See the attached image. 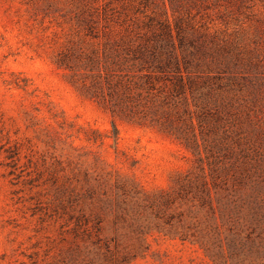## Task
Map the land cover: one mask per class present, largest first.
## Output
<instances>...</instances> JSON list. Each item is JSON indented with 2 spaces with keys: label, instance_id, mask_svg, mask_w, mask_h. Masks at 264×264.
I'll use <instances>...</instances> for the list:
<instances>
[{
  "label": "rangeland",
  "instance_id": "rangeland-1",
  "mask_svg": "<svg viewBox=\"0 0 264 264\" xmlns=\"http://www.w3.org/2000/svg\"><path fill=\"white\" fill-rule=\"evenodd\" d=\"M252 84L264 0H0V264H264L201 102Z\"/></svg>",
  "mask_w": 264,
  "mask_h": 264
},
{
  "label": "trees",
  "instance_id": "trees-1",
  "mask_svg": "<svg viewBox=\"0 0 264 264\" xmlns=\"http://www.w3.org/2000/svg\"><path fill=\"white\" fill-rule=\"evenodd\" d=\"M160 69L164 70V66L159 64ZM236 86H229L222 91L236 90L240 94L246 93L249 87V81L243 78L244 83H237L233 78ZM253 95L244 98H238L242 101L240 116H234L233 102L229 103L230 107L226 108V119L217 111L213 114L210 108L214 87H211L202 99L205 114L224 121L225 125L234 124L239 121L238 139L235 144L238 148V157L233 163L235 167L234 182L240 188L245 190V198L242 199L241 206H234L238 209L236 217L230 215L231 230L234 225L242 226L243 231L247 233L244 238L241 232L234 235L240 239V245L248 248L250 254H256L258 258L264 261V87L254 85L251 86ZM222 89V88H221ZM237 100V99H236ZM227 131V130H226ZM228 133V131H227ZM243 222V223H242ZM243 251V250H242Z\"/></svg>",
  "mask_w": 264,
  "mask_h": 264
}]
</instances>
